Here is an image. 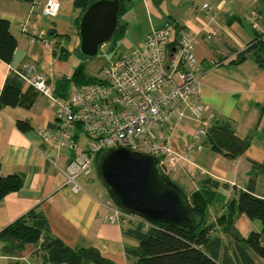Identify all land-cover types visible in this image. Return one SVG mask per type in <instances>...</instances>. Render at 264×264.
Masks as SVG:
<instances>
[{
  "label": "crops",
  "instance_id": "crops-1",
  "mask_svg": "<svg viewBox=\"0 0 264 264\" xmlns=\"http://www.w3.org/2000/svg\"><path fill=\"white\" fill-rule=\"evenodd\" d=\"M73 1L64 0L58 15L47 18L42 15L45 0H0V19L9 22L10 32L17 39L11 65L0 61V91L11 71H25L28 66L34 73L43 74L54 87L71 77L77 62L70 64L68 58L74 55L78 44L75 27L78 10L73 7ZM204 1L209 4V11L202 10L196 0H177L176 10L172 12L165 5L167 0H132L122 17L126 29L119 51L109 62L141 48L147 33L166 22L174 21L200 37L195 55L205 107L203 122L207 128L219 119L230 121L237 137L250 138L249 147L234 161L215 154L204 137L194 138L197 126L189 119L180 125H165L157 134L164 138L169 149L186 153L188 160L198 166L184 163L168 172L169 179L187 195L197 190L203 180L220 185L216 190L218 198L207 210L208 222H213L226 212L227 202L236 199L239 191L247 190L250 161L264 163V68L249 59L231 63L255 37L262 36L264 41V0ZM137 9L148 17L146 29L140 34L133 32L125 20L127 15L133 17ZM243 19H249L248 34L242 36L230 31L234 23L242 27ZM60 50L67 54L62 59ZM74 89L70 84L66 93L71 94ZM21 94L20 105L0 109V173L18 174L24 179L20 191L0 201V231L35 209L45 218L50 236L69 248H93L109 264H135L127 258L126 249L135 248L137 242L123 235V221L116 224L105 221L111 200L95 176L90 177L93 171L89 177H82L79 193H73L65 183L62 171L71 150L86 149L89 139L79 126L71 124V148L58 150L48 145L42 133L53 134L61 124L56 103L26 83ZM18 121H27L31 131L21 133L16 127ZM254 195L264 198V174H255ZM234 227L243 238L261 230L259 221L244 215L235 219ZM3 247L0 241V264H10L12 260L29 264L28 260L34 258L31 254L35 246H25L17 252V258L3 254Z\"/></svg>",
  "mask_w": 264,
  "mask_h": 264
},
{
  "label": "built area",
  "instance_id": "built-area-1",
  "mask_svg": "<svg viewBox=\"0 0 264 264\" xmlns=\"http://www.w3.org/2000/svg\"><path fill=\"white\" fill-rule=\"evenodd\" d=\"M63 1L45 0L42 15L55 18ZM198 4L202 10L211 9L207 1L198 0ZM199 42L198 35L185 29L177 32L174 23L166 22L147 33L141 48H134L105 65L98 83L76 87L66 100L55 98L54 87L43 74L34 73L31 66L24 72H16L24 83L57 105L61 124L53 134L42 133L44 142L58 150L71 148V124L78 125L89 139L86 149L71 150L62 171L73 193L82 191L78 180L90 176L95 158L118 147L154 157L164 174L184 163L198 168L186 153L169 149L157 131L189 119L197 126L194 138L206 135L195 55ZM109 210L105 221L111 224L127 216L112 202Z\"/></svg>",
  "mask_w": 264,
  "mask_h": 264
},
{
  "label": "trees",
  "instance_id": "trees-1",
  "mask_svg": "<svg viewBox=\"0 0 264 264\" xmlns=\"http://www.w3.org/2000/svg\"><path fill=\"white\" fill-rule=\"evenodd\" d=\"M92 1L94 0L73 1V7L78 10V16L75 19L76 31L82 12ZM131 1L119 0L117 28L112 38L106 43L109 45V51L114 55L119 51L120 40L126 29V24L122 23V17ZM172 23L175 24L177 32L183 29L174 21ZM16 48L17 39L10 32L9 22L0 19V61L11 65ZM77 48L78 44L75 49L76 55L86 59L78 54ZM59 53L61 59L67 55L65 50H60ZM247 59L252 60L258 67L264 68L262 36H257L249 42L231 63H241ZM16 72L24 71H11L7 76L0 91V109L15 108L21 103L24 82ZM98 82V76L87 75L84 66L80 64L74 69L69 79L64 78L57 83L56 87L53 86V95L58 100H66L70 95L66 93L70 84L76 88ZM16 127L24 134L32 129L27 121H18ZM204 138L213 153L231 161L241 157L250 144V138L237 137L232 123L222 119L216 120L206 128ZM101 156L99 154L95 158V169ZM250 165L251 175L247 190L239 191L236 199L227 202L226 212L217 216L213 222H208L207 210L218 198L216 190L220 185L210 180L200 182L198 189L190 195L185 193L190 204L189 211L194 220L192 229L180 230L150 224L138 215L122 210L127 215L119 220V222L123 221L122 233L137 242L135 248L126 249L127 258L133 259L135 264H260L258 259L264 263V198L254 195L255 174H264V163L250 161ZM164 175L170 180L168 174ZM23 186L22 176L0 173V201L8 194L20 191ZM241 215L249 220L259 221L260 232H250L246 238L241 237L234 227L235 219ZM131 217L136 218V222H132ZM0 241L4 243L3 254L10 258H17V252L25 246H35L31 257L36 255L35 253L42 254L44 262L49 264H109L93 248L72 249L60 239L51 237L45 218L35 209L1 230ZM10 264H20V262L12 260Z\"/></svg>",
  "mask_w": 264,
  "mask_h": 264
},
{
  "label": "water",
  "instance_id": "water-1",
  "mask_svg": "<svg viewBox=\"0 0 264 264\" xmlns=\"http://www.w3.org/2000/svg\"><path fill=\"white\" fill-rule=\"evenodd\" d=\"M119 11V0H94L85 8L78 20L80 56H97L117 28ZM96 170L110 200L121 210L150 224L192 229L188 197L165 177L154 157L123 147L109 149L100 157Z\"/></svg>",
  "mask_w": 264,
  "mask_h": 264
},
{
  "label": "rangeland",
  "instance_id": "rangeland-1",
  "mask_svg": "<svg viewBox=\"0 0 264 264\" xmlns=\"http://www.w3.org/2000/svg\"><path fill=\"white\" fill-rule=\"evenodd\" d=\"M168 3H166L165 5H169V7L171 8V11L172 12H175L176 10V3H177V0H167ZM196 2H198V0H196ZM167 13L170 12V10H166ZM147 16L145 15V13H143L141 10L137 9L136 12L133 14V17H131V15H127L125 17V20H128V27L133 30V32H137L138 34L142 33L145 29H146V26H147ZM242 27L239 26L238 23H234L233 26L230 28V31L232 32H236L237 34H241L242 36H244L247 32L248 34V30H250V23H249V19H243V22H242ZM117 51V49H116ZM114 51V53L116 52ZM117 53V52H116ZM115 56L117 55H114L113 52H110L109 51V45L108 44H105L103 45L99 51H98V54L95 58H92V59H82V58H79L76 53L74 52V55H70L69 58H68V63L70 64H73L77 62V66L82 64L84 66V69H85V72L87 75L91 76V77H97L99 76V73L101 71V69L103 67H105V65L108 64V62L113 59ZM76 66V67H77ZM95 176V180L97 182H99V186H101V188L104 190V192L106 193V195L108 196L109 198V195L106 191V188L105 186L103 185V183L101 181L98 180L99 176L97 174V171L96 169L94 168L93 170V174L90 176L91 178ZM97 176V177H96ZM100 179V178H99ZM84 180V178H79V182H82ZM180 187V186H179ZM181 188V187H180ZM183 190V192L185 193V190L183 188H181ZM112 202V201H111ZM113 203V202H112ZM208 216V215H207ZM132 218V222L137 220L136 218L134 217H131ZM136 222V221H135ZM221 235V234H219ZM36 255H34L33 259L32 260H28L29 261V264H49V263H46L44 262V259L42 258V254H38V253H35ZM31 259V258H30ZM258 262L260 264H264L263 261L261 259H258Z\"/></svg>",
  "mask_w": 264,
  "mask_h": 264
}]
</instances>
